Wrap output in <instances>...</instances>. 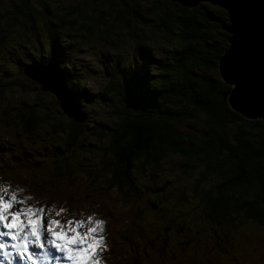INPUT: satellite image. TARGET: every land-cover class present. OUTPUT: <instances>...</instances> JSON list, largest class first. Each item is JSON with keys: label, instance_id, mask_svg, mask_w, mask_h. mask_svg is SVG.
<instances>
[{"label": "trees", "instance_id": "16d2710c", "mask_svg": "<svg viewBox=\"0 0 264 264\" xmlns=\"http://www.w3.org/2000/svg\"><path fill=\"white\" fill-rule=\"evenodd\" d=\"M94 1H98L94 8L77 0L58 12L57 7L47 8L43 3L33 5L29 0H18L12 8L0 10L1 60L9 65L14 63L36 69L48 63L57 64L65 86L81 109L88 106L89 88L83 87L87 74L81 67L86 42L93 38L103 43L102 50L107 52L110 61L106 65L107 78L94 88L108 102L103 112L108 114L107 120L90 129L86 124L88 115L84 121L68 118V122L63 123L53 121L50 110L40 113L25 94L17 95L22 81L16 72L13 71L15 80H12L4 77L0 69V99L9 100L11 106H15L14 101L22 106L17 110L22 122L17 125L18 144L32 146L46 136L51 140L63 137L64 146H53L60 154L73 145L84 146L82 139L86 135L103 139L101 150L107 159L97 169L93 168L96 169L94 177L97 172L104 175L97 178L98 183L104 182L101 191L115 187L121 192L118 197L121 202L134 182L138 186L137 192L125 202L130 216V226L122 234L125 242L132 234L133 211L142 204L144 197L134 172L147 171L154 179L163 162L171 156L179 172L189 178V188L201 205L203 217L225 226L234 218L240 224L253 222L262 228L264 235V119H248L226 101L232 86L223 81L217 70L219 57L228 46V32L221 27L227 21L225 9L206 1L185 6L172 0H144L146 7L139 13L141 0L135 6L133 0ZM46 10L55 14L57 22L39 13ZM135 11L141 14V19H148L147 31L144 21L143 25L141 23L145 31L139 34L142 39L151 42L158 38L175 39L178 43L161 48L162 52L154 56L151 43L152 46H143L137 42L135 49L139 61L132 65L125 61L121 49L123 36L139 39L133 33ZM29 32L35 33L34 41L39 44L40 51L24 50L23 45L17 43L19 34ZM11 43L18 47L3 51ZM18 49L25 58L18 57ZM146 57L154 60L151 72L145 71ZM31 79L34 82L29 86L31 90L43 97L51 95L41 89L37 80ZM0 115L4 117L10 112L2 107ZM72 161L70 155L63 162L37 165L32 173L43 177V187L49 190L52 201L72 211L91 205L104 207L105 199L96 193L90 198L82 191L74 194L70 186L75 176L70 175L67 168ZM91 168L92 165L88 170ZM0 175L10 173L2 170ZM15 177L22 181L19 171L15 172ZM93 180L85 186L93 184ZM169 181L163 180L160 186ZM110 231L113 235V228ZM168 231L174 237L170 244L155 242L160 234L154 237L149 233L141 245L134 250L128 248L125 254L134 256V264H148L151 253L156 255L157 264H165L162 249L170 253L177 264H222L224 253L183 241L175 227ZM214 234H219L217 229ZM171 245L185 249L189 255L187 263L179 260ZM197 248L201 251L199 255ZM202 254L206 261L201 259Z\"/></svg>", "mask_w": 264, "mask_h": 264}, {"label": "rangeland", "instance_id": "374dc122", "mask_svg": "<svg viewBox=\"0 0 264 264\" xmlns=\"http://www.w3.org/2000/svg\"><path fill=\"white\" fill-rule=\"evenodd\" d=\"M29 1L33 5L43 3L46 4L47 8L57 7L58 12L63 8V6H69L67 4L77 2V0ZM133 1H135L133 2V6H135V4L138 3V0ZM143 1L144 0H141L142 7L140 6V8L138 9L139 13H142V10H144L146 7V2ZM14 2L18 3V0H0V10L6 11L12 8ZM83 2L86 3L90 8H94L98 3V1L95 2L94 0H83ZM39 13L42 14L43 17L51 18L49 20L57 22L55 14H53L51 10H46ZM139 13H136L135 11L132 16L133 21L135 22L133 33H136L137 36H139V39L134 40L130 39V36H123L124 44L122 45L121 49L125 61L130 62L132 65L135 64V61H139V55L137 54L135 49V43L137 42L142 43L143 46L153 45L151 50L154 56L162 52L161 48L167 49L170 44L176 46V44L178 43L175 39L168 41L158 38L155 42L142 39L143 37L139 34L141 32L147 31L149 25L148 19L146 17H142L141 19V14ZM143 21L145 23V31L143 27H141V23L142 25L144 24ZM34 40L35 33L29 32L19 34L16 41L19 45H23L22 48L24 50L38 52L40 51V46ZM104 46L105 45L103 43H99L98 40L93 38L89 39L85 44V56L83 60L84 64L81 67L85 68L83 69V73L87 74L85 76L86 79L84 81L83 87L89 88L87 103L88 106H83V108L87 110L88 119L86 121V124L88 126V129H90L95 124L104 123L107 120L108 115L106 113H103L108 108V102L102 99L98 95V93L94 91V88L102 81H104L108 75L106 70L107 66L109 65L108 62L110 61L106 57L107 52L105 50H102ZM8 47L11 48V50H14L18 47V45L16 43H11ZM18 52L19 58H25V54H22L19 49ZM142 58L143 57L141 56L140 60ZM146 59L147 68L145 71L151 72V64H153L154 60L152 57H146ZM18 63L21 64L20 61ZM15 70L18 71L19 67L16 66ZM28 70L31 72L35 71L31 67H29ZM141 74H143V72ZM19 75L21 76V74ZM57 75L58 73L54 68L49 69L45 73V76H47L48 78H56ZM223 81L227 85H230V83H228L224 79ZM22 90L28 93L30 98H36V101L40 103V106H43V110H50V113L53 116V121L60 120L63 123H67L68 117L59 108L58 102L55 97L49 95L47 97L40 98L35 93V91L31 90L26 85ZM242 115L248 119H262L260 117L250 118L244 114ZM48 128L49 127L47 125L46 129ZM42 140L44 142L43 145L47 151L48 159H54V162L58 163L65 161L70 155L73 156V161L67 167L68 171L71 170V173H73L72 176H75V181L70 186V188H74L75 185L82 181L84 176L89 175L88 167L90 165H92V168L90 169L92 171L90 174H92L94 170H96L102 164V162L107 159V156L103 154L101 150V147L103 146V139H99L94 136L86 135L82 139V141L85 143L84 146L73 145L69 149H64L62 152H60V154L56 153V155L52 154L54 150L53 146L55 144L64 146L65 139L61 137L56 140H51V138L46 136L45 138H42ZM33 148L37 150V144H34ZM42 157L44 156L40 155L37 158ZM173 157L174 156H171L163 162V164L161 165V170H158L154 179L150 177L147 171L136 170L134 172L135 179L141 185L145 196L144 199L141 200L142 204L138 205L134 210L135 219L133 229V244L136 243L138 239L145 240V235L149 233H152L154 237L160 234V238L158 237L154 239L156 240L155 242H165L167 244H170L174 240V237L173 233H170V231L168 230L172 227H175L176 234L183 241L188 240V243L197 245H210L220 239V244H218L219 248L221 249L220 254L224 253L221 259L222 264H264V254L263 256L260 255L261 252L264 253V235L262 228L254 224L253 222L240 224L239 220L236 218L229 221L227 226H225L224 223H211L209 222V220L205 219V217H203L202 215L201 205L189 188V178L185 177L179 172L174 163V160H170ZM94 167H96V169H93ZM246 176H248V174ZM25 177L26 172L24 173V177L22 176L20 178L24 179ZM29 177L36 185L43 182V177L41 175H34L33 173H30ZM165 179L170 180L169 183L165 186H160L161 182ZM102 183L104 184V182ZM79 191H84V189L81 188L79 189ZM90 191L91 190H88V192ZM30 192L33 197L43 195V190L41 188L37 190L33 189ZM39 198H41V196ZM113 205L114 204H109L110 207H120L118 202H115V205ZM90 212H95V210L92 208L91 211H88V213ZM78 214L81 215L82 213L79 212ZM94 217L96 219H100V215L98 216V214H96ZM26 219L27 217L25 216L24 220L26 221ZM41 219L44 227H46L48 220L61 218L60 215H53L50 213L49 216H46L44 218L41 217ZM61 220L63 221V219ZM107 224L108 221L106 223V226ZM165 228H168V230H165ZM215 228L219 232L217 236L213 235V231ZM170 247L178 258H185L188 262L189 255L186 253L185 249L179 247L178 245H171ZM162 251L165 253V256H167L166 261L171 262L173 256L170 253H167L164 249H162ZM197 254H201L199 248H197ZM114 259H117V256H112L111 252L108 249L103 251L101 260L105 261V263L108 262V264H112V260ZM128 259L129 262L134 264L133 255H130ZM201 259L203 261H206L204 254L201 255ZM125 263L126 261H123L118 264Z\"/></svg>", "mask_w": 264, "mask_h": 264}, {"label": "snow or ice", "instance_id": "6c2138e0", "mask_svg": "<svg viewBox=\"0 0 264 264\" xmlns=\"http://www.w3.org/2000/svg\"><path fill=\"white\" fill-rule=\"evenodd\" d=\"M9 187L0 186V264H100L107 249L106 221L93 216L87 221L50 219L44 227V209L16 207L34 198L6 195Z\"/></svg>", "mask_w": 264, "mask_h": 264}, {"label": "water", "instance_id": "95a60500", "mask_svg": "<svg viewBox=\"0 0 264 264\" xmlns=\"http://www.w3.org/2000/svg\"><path fill=\"white\" fill-rule=\"evenodd\" d=\"M185 6L205 0H172ZM225 9L228 46L220 55L217 70L232 85L230 107L250 118H264V0H210ZM47 67V66H46ZM44 67V68H46ZM58 78L38 79L42 90L52 91L62 109L74 120L84 121L86 112L75 103L57 68ZM42 74V71L39 72Z\"/></svg>", "mask_w": 264, "mask_h": 264}, {"label": "bare ground", "instance_id": "6f19581e", "mask_svg": "<svg viewBox=\"0 0 264 264\" xmlns=\"http://www.w3.org/2000/svg\"><path fill=\"white\" fill-rule=\"evenodd\" d=\"M206 2H210V3H212V4H216V3H213V2H211L210 0H205ZM216 5H218V4H216ZM219 6V5H218ZM64 192V191H63Z\"/></svg>", "mask_w": 264, "mask_h": 264}]
</instances>
